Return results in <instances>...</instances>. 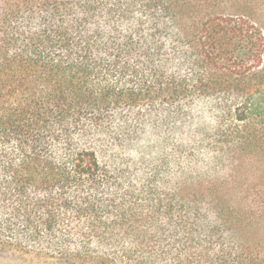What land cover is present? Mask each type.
Segmentation results:
<instances>
[{"label": "trees", "instance_id": "16d2710c", "mask_svg": "<svg viewBox=\"0 0 264 264\" xmlns=\"http://www.w3.org/2000/svg\"><path fill=\"white\" fill-rule=\"evenodd\" d=\"M0 245L264 264V0H0Z\"/></svg>", "mask_w": 264, "mask_h": 264}, {"label": "rangeland", "instance_id": "374dc122", "mask_svg": "<svg viewBox=\"0 0 264 264\" xmlns=\"http://www.w3.org/2000/svg\"><path fill=\"white\" fill-rule=\"evenodd\" d=\"M193 128H200L198 121L195 122ZM147 141V139H144ZM140 146L130 145L125 149L124 155L132 160H137L141 157V160H149L154 156H159L160 150L155 154L154 152L148 155L147 144H139ZM134 146V147H133ZM167 152H170L169 149ZM211 155L208 151L203 150L198 155V167L204 171L212 169L211 175L217 177H224L227 171V164L220 163L219 159H210ZM140 160V161H141ZM0 264H87L85 262L64 259L57 256H49L44 254H37L34 251H25L18 247L0 245Z\"/></svg>", "mask_w": 264, "mask_h": 264}]
</instances>
